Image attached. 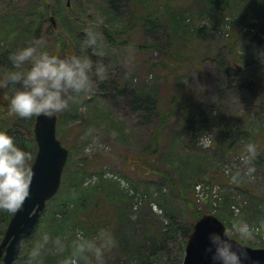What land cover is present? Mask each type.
<instances>
[{"label":"rangeland","instance_id":"rangeland-1","mask_svg":"<svg viewBox=\"0 0 264 264\" xmlns=\"http://www.w3.org/2000/svg\"><path fill=\"white\" fill-rule=\"evenodd\" d=\"M189 1L191 8L188 7L185 17H190V21L185 23L195 25L198 29V33L192 37L167 38L169 30L167 25H162L158 28L159 38H154L156 34L144 37L135 33L130 37L127 32H123L114 33V41H110L107 34L102 32V27L107 31L111 30V25L120 28L124 25L126 13L123 10L108 12V9L107 14L105 0H0V38H6L3 36L5 22L2 16L7 13H16L24 19L26 14H31L27 16L26 22L35 26L38 22L40 25L39 33H29L23 43L21 38H13V42H0V53L5 49L14 51L40 37L48 42L51 51L57 50L59 38L65 39L69 48L78 46L80 49L89 21H100L98 31L105 41L106 54L102 57L93 54V60L106 65L107 74L103 79L94 76L92 88L81 94V99L70 103L69 108L57 113V136L68 148L67 164L80 162L91 172L83 177V184H94L98 176H102L119 183L122 190L119 196L126 193L132 199L133 205L125 215L127 219H124L123 225L124 230L127 229L131 234L126 236L130 240L115 236V242L108 247L106 256L96 264H138L136 259L139 251L133 247L130 253L127 252L126 243L133 244L141 238L144 228L140 221L141 217L147 215L145 205L148 201L155 218L165 224L166 218L153 200L159 192L163 196L162 202H167L176 211L175 218L179 223L194 222L185 201L171 191L162 177V171H168L181 183L182 188H186V192L193 191L196 207L202 212L220 213L227 230L233 221L241 218L252 223L257 229L256 238L249 240L246 245L264 242V219L249 210L251 198L246 196L247 199L239 189L231 186L236 183L253 184L264 199L262 170L256 168V175L249 178L244 175V156L234 151L224 155L220 148L213 147L214 121L211 120L212 126L202 133H194L192 128L184 131L182 115L185 109L174 107V114L161 130L162 145L158 156L142 166L131 162L145 147L151 129L159 123L153 112L146 113L147 103L142 104V107L136 106L133 100L137 95H152L162 101L165 110L169 108L171 99L178 98L181 104L183 98L189 96L193 100L191 107L205 103L214 111H220L221 122L225 126L231 125V122L240 125L237 116H250L257 122V134L264 138V128L259 130L264 122V63L256 55L257 48H264V2L260 7L256 6V0H172V3L176 6L177 3L187 2L188 5ZM194 10L198 16L199 10H202L198 20ZM168 39L177 50H190L184 53L193 62L181 65L165 78L157 64L162 60L163 52L155 47L145 49L139 45L152 44L155 40L160 44ZM116 41L121 43L116 44ZM58 53L67 54L62 48ZM230 62L238 66V71L229 72ZM11 67V62L1 64L0 76ZM241 81L251 82L252 89L246 90ZM115 86L123 87L124 90L118 91ZM10 91L7 89L3 92L0 89L1 112L9 108ZM176 104L177 101L173 105ZM188 157L196 158L197 162L189 166L191 162ZM211 165L221 171L215 172L209 168ZM237 172L243 174L239 179L242 178L246 183L232 179ZM220 173L229 176L225 175L227 185H221L214 178ZM193 179L196 181L194 188H189ZM50 209H53V203L48 201L43 213ZM160 222L157 223L159 227ZM36 229L22 242L21 261L17 262L18 258L12 264H25V253ZM75 230L64 236L70 238ZM166 246L165 254L157 255L156 264H178L184 255V251L179 250L178 241L167 240ZM119 252L124 255L118 257Z\"/></svg>","mask_w":264,"mask_h":264},{"label":"trees","instance_id":"trees-1","mask_svg":"<svg viewBox=\"0 0 264 264\" xmlns=\"http://www.w3.org/2000/svg\"><path fill=\"white\" fill-rule=\"evenodd\" d=\"M186 3L187 2H183V4L180 5L177 3L175 6L172 3V0H105V4H107L106 13L108 9V12L115 11V13L123 10L126 13V19L124 25L119 26L120 28L111 25V30L107 31L105 27L100 25L102 27L101 30L103 33L107 34L106 37H108L110 41H114L112 38L115 37V35L113 36L114 33L117 34L123 32H127V35L130 37H133L132 34L135 33L140 36L144 35V37L147 34L151 36L156 34L154 38H159L160 34L158 33V28L162 25H167V29L169 30V36L166 35L167 38H190L198 33V29L195 25L193 26L190 23H185V21H190V17L186 18L185 15L188 7L191 8L190 1L188 5H186ZM256 3H258L256 6L259 7L262 4L260 0H256ZM194 11L197 14L196 10ZM201 11L202 10H199V16L202 15ZM28 15L31 14H26L25 19L19 17L16 13H7L2 16V19L5 22L3 36L6 38H0V42L6 43V40L13 42V38H21L20 41L23 43L29 36V33H39L38 30L40 25L38 26V22L36 26L30 25L26 22ZM199 16L197 14L196 20H198ZM51 28H53V26ZM253 36L256 38L257 35L255 34ZM64 40L59 38L58 42L60 43H58V46L56 47L57 50H54V52L58 53L60 48H62L63 52L67 54L77 53L79 51L78 46H73L72 49L69 48ZM67 40L68 38L66 39V42ZM155 41L156 42L152 44H140L139 46H143L145 49L155 47L163 52L162 60L157 62V64L158 68L163 71L162 75L165 78L169 77L170 74L181 65L192 64L193 59L186 57L184 53L188 51L190 52V50H177L175 45L170 42V39L160 44L157 40ZM115 43L120 44L121 41H116ZM46 46H50L48 42H46ZM67 51H69V53ZM9 52L10 51L5 49L4 52L2 51L0 53V65L4 62H10L8 59ZM236 55H238L239 58H242L241 55ZM236 68H238V66L235 63L230 62L228 67L229 72L233 73V70L238 71ZM241 85L248 91L252 89V87H250L251 82L249 81H241ZM115 88H117L118 91L124 90L123 87L118 88L115 86ZM1 90L3 92L7 91V89ZM183 99L184 101L181 104H179L180 99H171L169 108L165 110L162 101L159 99L156 100L152 95L150 96V94L137 95V97L134 98L133 102L136 106L142 107L147 103L146 105L148 108L146 109V113L150 114V112H153L159 123L151 129L145 147L133 160H131L132 164L142 166L147 163V161H152L154 156H158V150L162 145L160 134L163 125H166L174 114L173 108L181 107L185 109V113L182 115V129L184 131H188V128H192V130L195 131L194 133H202L205 129L212 126L211 120L214 121L216 127L213 125L215 128L213 147H215V149L220 148L224 155L234 151V153L245 156L247 144L255 143L259 155L253 165L255 168H260L262 170V177L264 180V138L257 134V122L253 121L250 116L242 117L243 119L241 116H237L241 121L240 125H235L231 122V125L225 126L221 122L222 117L220 111H214L211 106L205 103L194 108L190 106V103L193 100H191L189 96H186ZM175 101H177V104L173 105ZM34 117L35 115L31 117H20L18 114L12 112L10 107L7 110L0 111V128H6L15 137V141L31 153V159L28 161L29 164H31L34 158L37 147L33 136ZM262 128H264V122L261 124L259 130ZM58 133H60V130ZM192 156H195V154ZM192 159L193 157H188V160L191 162L189 166L194 165L197 162L196 158ZM66 166L65 173L63 171L61 186L57 194L49 200V202L53 203V209L45 210L44 213H41V220H38L35 228L46 226L53 232V234L61 235H64L69 231H74L77 228L83 230L85 235L88 236H95L101 229H104L113 236L114 241L116 238L115 236H118L122 240L129 241L130 238H126V236H130L131 234L127 229L124 230L123 225L125 222L124 219H127L125 215L128 213L129 208L132 207L133 203H131L132 199L126 193L122 196L118 195L121 190L118 185L119 183L98 176V179H96L94 184L85 185L83 184V177L86 174H91L88 168L84 167L80 162L66 164ZM209 168L214 169L215 172L221 171L215 169L212 165L209 166ZM162 173V177L166 179L171 191L185 201L193 218H198L203 212L196 207L193 191H190V193L186 192V188H182L181 183L174 179L168 171H162ZM225 175L229 177L227 174L220 173L218 177L214 178L221 185H227L228 179ZM238 181L246 183L242 178L238 179ZM195 182L196 181L193 179L189 184V188H194ZM231 186H235L239 189L245 197H250L251 204H248L250 207L249 210H251V213L254 215L256 214L258 217H261V219H264V199L259 196L254 185H241L236 183L231 184ZM161 197L163 196L159 192L153 200L156 201L161 208V211L166 218L165 224H163L164 221L160 222L155 218V213L151 210V204H149L148 201L145 205L147 215L141 217L140 221L144 228L141 238L134 241L133 244H128L126 243L128 241H125L127 252L130 253V250L133 247L136 251H139L140 254L136 252L138 255L136 263L138 264H156L157 255H164L167 250V240H177L179 243V250L182 252L184 251L186 239L191 230L192 223H179L175 218L176 211L174 208L167 202L164 204ZM230 201L232 200L230 199ZM215 214L221 218L220 213ZM12 215L13 213L0 209V239ZM40 221L43 222L42 225L40 224ZM158 222H160V227L157 226ZM254 246L262 247L264 246V242H259L258 244L255 243ZM107 250L108 247L105 249L103 256H106ZM123 255L124 253L122 252L118 253V257H122ZM20 261L21 258L17 260V262ZM118 261H120L119 258ZM181 261L182 259L179 260L178 264H181ZM97 262L98 260L93 256L90 261H88V264H96ZM46 264H56V258L54 256L47 257Z\"/></svg>","mask_w":264,"mask_h":264},{"label":"clouds","instance_id":"clouds-1","mask_svg":"<svg viewBox=\"0 0 264 264\" xmlns=\"http://www.w3.org/2000/svg\"><path fill=\"white\" fill-rule=\"evenodd\" d=\"M99 23L98 20L89 21L77 53L61 55L51 51L42 37L10 51L8 59L12 67L0 76V89L11 90L10 110L20 117L53 116L81 99V94L92 88L94 76L103 79L107 74L106 65L93 60V54L97 57L106 54L105 41L98 31ZM240 47L242 54L241 42ZM256 55L264 63V48H257ZM258 155L256 144H247L244 175L249 178L256 175L253 164ZM30 159L31 153L21 147L6 128H0V209L15 214L24 206L31 194L34 175L28 163ZM240 176L237 172L232 179L238 180ZM256 233V227L244 218L233 221L223 236L210 232L207 251L211 253L212 264H261L246 247L249 240L256 238ZM114 242L113 236L104 229L95 236L76 229L69 238L39 226L30 239L25 264H46L48 256H54L56 264H88L93 256L101 260L105 249Z\"/></svg>","mask_w":264,"mask_h":264},{"label":"water","instance_id":"water-1","mask_svg":"<svg viewBox=\"0 0 264 264\" xmlns=\"http://www.w3.org/2000/svg\"><path fill=\"white\" fill-rule=\"evenodd\" d=\"M56 122V114H36L33 129L37 152L31 164L34 170L31 194L24 206L13 214L0 241V258L5 264L18 258L21 242L33 231L46 201L58 191L68 151L56 136ZM213 231L223 236L226 232L223 222L212 213L202 214L188 235L182 264H212L207 248L208 234ZM246 247L253 258L264 264V248Z\"/></svg>","mask_w":264,"mask_h":264}]
</instances>
